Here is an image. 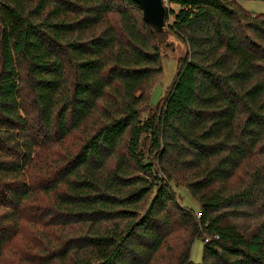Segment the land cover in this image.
<instances>
[{
  "label": "trees",
  "instance_id": "obj_1",
  "mask_svg": "<svg viewBox=\"0 0 264 264\" xmlns=\"http://www.w3.org/2000/svg\"><path fill=\"white\" fill-rule=\"evenodd\" d=\"M239 1L168 0L184 54L142 118L164 30L137 3L0 0V259L195 264L201 239L197 264H264V15Z\"/></svg>",
  "mask_w": 264,
  "mask_h": 264
},
{
  "label": "rangeland",
  "instance_id": "obj_2",
  "mask_svg": "<svg viewBox=\"0 0 264 264\" xmlns=\"http://www.w3.org/2000/svg\"><path fill=\"white\" fill-rule=\"evenodd\" d=\"M165 7L173 6L168 0H163ZM240 5L243 6L249 13L254 15H264V0H240ZM170 20V18H169ZM167 23V21H166ZM159 52H160V63L162 67L161 74L157 76L151 83V87L148 90L147 96V105L142 107V112L140 116L145 118L149 113H151L161 98L164 97L166 92L169 89V86L172 84L173 78L177 71V60L179 57L184 54V46L179 41L176 40L171 34L164 30L162 35V42L159 43ZM84 130L74 131L67 139L68 150L75 151L78 148V145L81 143L82 135ZM175 197L177 201L184 207H189L194 210L196 209V203L190 196L187 188L180 186L175 188ZM173 233H181V229L176 228ZM173 242H170V245ZM30 243H25V241L19 239L18 237L10 242V244L4 249L3 255L0 259V264H13L15 259L18 257L24 259L22 262L17 264H25L26 255H33L35 249L28 246ZM202 246L203 242L201 239H195L191 245L190 249V260L191 262L197 264L201 262L202 259ZM172 253V252H171ZM170 255L169 248L166 247L162 251L163 257H168ZM171 256V255H170ZM169 260L171 261L170 257ZM154 264H173L168 263L165 260L156 261Z\"/></svg>",
  "mask_w": 264,
  "mask_h": 264
},
{
  "label": "water",
  "instance_id": "obj_3",
  "mask_svg": "<svg viewBox=\"0 0 264 264\" xmlns=\"http://www.w3.org/2000/svg\"><path fill=\"white\" fill-rule=\"evenodd\" d=\"M142 11L144 22L154 31L161 32L166 26V9L163 0H133Z\"/></svg>",
  "mask_w": 264,
  "mask_h": 264
},
{
  "label": "built area",
  "instance_id": "obj_4",
  "mask_svg": "<svg viewBox=\"0 0 264 264\" xmlns=\"http://www.w3.org/2000/svg\"><path fill=\"white\" fill-rule=\"evenodd\" d=\"M195 215H196V217L201 216L200 213H199L198 211L195 212Z\"/></svg>",
  "mask_w": 264,
  "mask_h": 264
}]
</instances>
